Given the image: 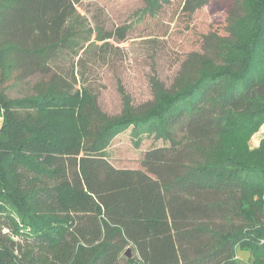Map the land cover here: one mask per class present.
Returning <instances> with one entry per match:
<instances>
[{"label":"trees","instance_id":"16d2710c","mask_svg":"<svg viewBox=\"0 0 264 264\" xmlns=\"http://www.w3.org/2000/svg\"><path fill=\"white\" fill-rule=\"evenodd\" d=\"M142 1L139 22L220 0ZM83 2L0 0V264H264V137L250 146L264 126V0L204 35L169 88L153 77L149 102L122 91L115 116L85 73L133 25L87 33ZM16 87L28 91L9 97ZM128 130L138 148L164 143L139 169L109 160Z\"/></svg>","mask_w":264,"mask_h":264},{"label":"rangeland","instance_id":"374dc122","mask_svg":"<svg viewBox=\"0 0 264 264\" xmlns=\"http://www.w3.org/2000/svg\"><path fill=\"white\" fill-rule=\"evenodd\" d=\"M143 8L142 0H84L79 8L87 33L96 28L109 31L133 25L128 41L114 43V47L101 51L105 55L96 56L85 73V84L99 95L101 109L111 116L123 110L122 91L138 107L152 100L153 77L169 88L185 56L199 51L204 35L211 32L224 35L230 23L244 16L245 0H220L193 16L183 14L180 3L174 2L157 17L139 22ZM64 57L58 63V70L69 75L73 55L65 53ZM27 91L28 87H16L9 89L7 94L18 98ZM1 124L0 119V127ZM261 137H264V126L250 146L257 147ZM163 145L161 141L145 137L138 148L128 130L112 142L109 160L120 169H139L145 152ZM124 255L131 258V250L126 249ZM238 255L244 262L249 258L245 251H239Z\"/></svg>","mask_w":264,"mask_h":264},{"label":"crops","instance_id":"0c3cea01","mask_svg":"<svg viewBox=\"0 0 264 264\" xmlns=\"http://www.w3.org/2000/svg\"><path fill=\"white\" fill-rule=\"evenodd\" d=\"M1 119V121H2V118H0ZM262 138V137H261ZM261 138L258 140L259 142H260V140H261ZM254 139V138H253ZM258 147V146H257ZM257 147H255V148H257Z\"/></svg>","mask_w":264,"mask_h":264}]
</instances>
